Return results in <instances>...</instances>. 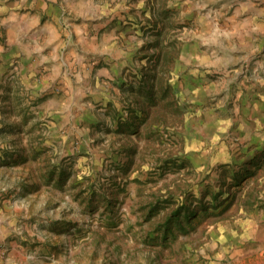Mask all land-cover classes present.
Returning <instances> with one entry per match:
<instances>
[{"label":"rangeland","instance_id":"obj_1","mask_svg":"<svg viewBox=\"0 0 264 264\" xmlns=\"http://www.w3.org/2000/svg\"><path fill=\"white\" fill-rule=\"evenodd\" d=\"M16 1L0 264H264V49L234 33L250 0H115L101 19Z\"/></svg>","mask_w":264,"mask_h":264},{"label":"crops","instance_id":"obj_2","mask_svg":"<svg viewBox=\"0 0 264 264\" xmlns=\"http://www.w3.org/2000/svg\"><path fill=\"white\" fill-rule=\"evenodd\" d=\"M23 1V0H22ZM14 2V6L13 7H19L20 5L23 6L25 4V6H27L28 4L32 5L31 0H26L27 2ZM111 1V2H110ZM105 0L104 4H99L100 1L99 0H82L80 2V6H79V13L84 15L86 18H94V19H101L104 18L105 16H115L117 13L121 12V10H123L122 8H124V6H126L125 2H115V0ZM187 2L189 3L190 0H187ZM114 4V5H113ZM250 10H247V12L245 13V21H249V24L246 26H241L238 27L236 25L235 27V31L234 33H237V35H239L238 41L237 43V49L239 50H246L247 48H252V49H258V50H262L264 49V0H250ZM210 6H217L216 9L214 10L215 12L213 13H218L220 11V7L221 9L223 7V4H211ZM213 7V8H214ZM236 14L238 13V11H236ZM239 13L241 14L240 10ZM111 14V15H110ZM212 13H210L211 15ZM229 16L231 18H233L234 20L237 19H241V15H237L236 16ZM13 44L15 45L14 48L17 46V51H19V47L20 45H23L22 41L20 40V37H16L15 40L13 41ZM10 47H13L10 46ZM9 50H11V48H8ZM8 51V50H7ZM2 55H8V52L6 54H2ZM10 55V54H9ZM10 60V59H9ZM261 79V93L264 92V75L258 76ZM259 89V86L257 87Z\"/></svg>","mask_w":264,"mask_h":264}]
</instances>
